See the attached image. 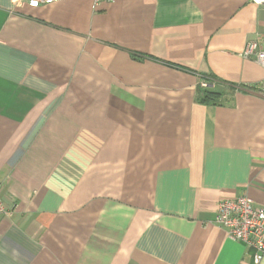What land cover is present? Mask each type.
Wrapping results in <instances>:
<instances>
[{
	"label": "crops",
	"instance_id": "crops-1",
	"mask_svg": "<svg viewBox=\"0 0 264 264\" xmlns=\"http://www.w3.org/2000/svg\"><path fill=\"white\" fill-rule=\"evenodd\" d=\"M262 34L249 0H0V264H253L214 218L264 209Z\"/></svg>",
	"mask_w": 264,
	"mask_h": 264
},
{
	"label": "built area",
	"instance_id": "built-area-1",
	"mask_svg": "<svg viewBox=\"0 0 264 264\" xmlns=\"http://www.w3.org/2000/svg\"><path fill=\"white\" fill-rule=\"evenodd\" d=\"M36 7L62 0H20ZM250 3L264 9V0H249ZM243 59H250L264 69V34L249 41L241 54ZM205 86H208L205 84ZM204 86V87H205ZM264 89V80L257 86ZM0 186V216L9 215L10 210L3 206ZM214 223L224 229L234 242L244 244L252 250V263L259 264L264 257V209L254 206L246 196L223 199L215 208Z\"/></svg>",
	"mask_w": 264,
	"mask_h": 264
},
{
	"label": "trees",
	"instance_id": "trees-1",
	"mask_svg": "<svg viewBox=\"0 0 264 264\" xmlns=\"http://www.w3.org/2000/svg\"><path fill=\"white\" fill-rule=\"evenodd\" d=\"M201 100L206 103L216 104L218 100V97L216 94H214L211 91H203L201 94Z\"/></svg>",
	"mask_w": 264,
	"mask_h": 264
}]
</instances>
